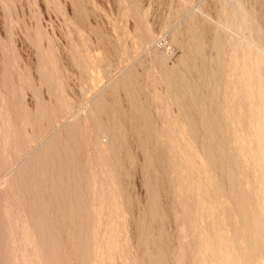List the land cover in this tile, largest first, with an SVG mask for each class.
<instances>
[{
	"label": "rangeland",
	"instance_id": "obj_1",
	"mask_svg": "<svg viewBox=\"0 0 264 264\" xmlns=\"http://www.w3.org/2000/svg\"><path fill=\"white\" fill-rule=\"evenodd\" d=\"M0 264H264V0H0Z\"/></svg>",
	"mask_w": 264,
	"mask_h": 264
},
{
	"label": "bare ground",
	"instance_id": "obj_2",
	"mask_svg": "<svg viewBox=\"0 0 264 264\" xmlns=\"http://www.w3.org/2000/svg\"><path fill=\"white\" fill-rule=\"evenodd\" d=\"M249 38H250V37H249ZM245 40H246V39H244V40L242 39V41L245 42V44H244V43H243V44L246 46V48H247V46H248V47H250V48H252V49H256V51H257L258 53L261 54L262 49L259 48V47H260L259 45H261V43H260L259 41H257V40H253V39H252V40H248V41H247V40L245 41ZM245 46H244V47H245ZM245 51H246V50H245ZM247 51H248V50H247ZM111 138H112V139H114V138L116 139L115 136H112Z\"/></svg>",
	"mask_w": 264,
	"mask_h": 264
}]
</instances>
